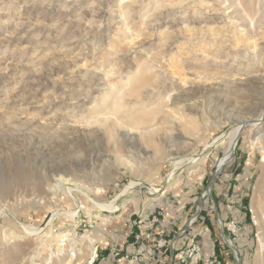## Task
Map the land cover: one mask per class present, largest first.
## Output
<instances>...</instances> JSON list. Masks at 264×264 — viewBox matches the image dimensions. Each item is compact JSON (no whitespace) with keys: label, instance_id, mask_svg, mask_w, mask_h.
<instances>
[{"label":"rangeland","instance_id":"374dc122","mask_svg":"<svg viewBox=\"0 0 264 264\" xmlns=\"http://www.w3.org/2000/svg\"><path fill=\"white\" fill-rule=\"evenodd\" d=\"M213 255L264 264V0H0V264Z\"/></svg>","mask_w":264,"mask_h":264},{"label":"built area","instance_id":"2783aa9c","mask_svg":"<svg viewBox=\"0 0 264 264\" xmlns=\"http://www.w3.org/2000/svg\"><path fill=\"white\" fill-rule=\"evenodd\" d=\"M227 227L230 228V227H236L235 226V221H231L230 223L227 224ZM235 259L238 261V257H237V254H235ZM210 264H223V261L222 259H220L219 256L217 255H213L211 257V260H210Z\"/></svg>","mask_w":264,"mask_h":264},{"label":"bare ground","instance_id":"6f19581e","mask_svg":"<svg viewBox=\"0 0 264 264\" xmlns=\"http://www.w3.org/2000/svg\"><path fill=\"white\" fill-rule=\"evenodd\" d=\"M232 150L231 149H229L228 150V152L226 153V155H225V157L223 158V160H222V165L226 162V161H228V159H230L231 158V156H232V152H231ZM256 197L257 196H255V198H254V200H253V205H254V201L256 200ZM71 258H73V255H72V257Z\"/></svg>","mask_w":264,"mask_h":264}]
</instances>
